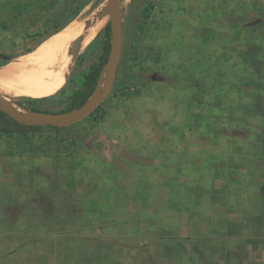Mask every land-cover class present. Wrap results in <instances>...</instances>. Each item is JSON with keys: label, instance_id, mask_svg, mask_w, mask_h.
<instances>
[{"label": "rangeland", "instance_id": "rangeland-1", "mask_svg": "<svg viewBox=\"0 0 264 264\" xmlns=\"http://www.w3.org/2000/svg\"><path fill=\"white\" fill-rule=\"evenodd\" d=\"M105 6L0 0V65L68 24L79 25L82 37L94 30L78 43L56 93L35 102L8 88L0 94L21 109L27 106L16 101L67 108L100 53ZM121 8L120 65L95 116L59 130L0 133V264H185L189 253L213 264L208 241L198 242L211 236V247L224 250L215 264H264V214L256 202L264 183V157L256 154L264 145L257 81L264 74V0H122ZM213 48L228 51L225 62L206 63ZM240 49L252 53L234 72L240 90L233 105L250 98L258 115L237 108L227 115L211 94L209 83L231 73ZM0 125L15 128L1 118ZM137 220L148 228L129 226ZM149 230L170 232L173 252L166 243L156 247ZM248 251L255 261L240 263Z\"/></svg>", "mask_w": 264, "mask_h": 264}, {"label": "trees", "instance_id": "trees-1", "mask_svg": "<svg viewBox=\"0 0 264 264\" xmlns=\"http://www.w3.org/2000/svg\"><path fill=\"white\" fill-rule=\"evenodd\" d=\"M78 9H79V7L76 5L74 7H72L71 11L69 13L70 17L73 16L77 12ZM250 24H252L251 21L249 22V25ZM240 27L244 28L243 26H240ZM108 42H109V23L107 21L104 25V28H103V38L100 42V53L95 59L90 61V64L88 65L87 70L82 73V80H81L80 84L73 90V92L69 98V105L67 108H65L64 110H59V111H49V110H41V109H39L33 105L30 106L29 103H25V102L16 101L17 104H20V105L23 104V106H27L28 110H41V111H47V112L66 111V110H70V109L76 108L79 105H81L94 91L99 72H100V70H101V68H102V66L106 60V57H107ZM240 50L241 51H239L238 55H237V60H235L234 63H232L231 70L228 69L231 71V73L229 72L227 77L225 76L223 78H220V80H218V77H217V79L214 82L209 81L210 86H211V83H213V88H212L213 93H211V94H213L217 100L218 99L222 100L223 109L226 111L227 115H229V113L236 112L237 111L236 108L242 112L243 111L253 112L254 114L258 115L259 111L255 110L253 108L254 105H253V102H251L250 98L248 100H246L243 104L239 103V104H237V106L233 105L234 100H233V97H231V95H233L234 92H237V89L240 90L239 87L237 86V84L234 82V72L237 70V68H238V71L239 70L241 71V69H239V68H241L242 66L244 67L245 62H248V56L246 57V53H249L250 55L252 53V52L250 53L249 51H246L245 49H240ZM226 53H228L227 50H225V53H223V54L217 53V51H215V49L213 48L211 51V60L209 59V57L207 55L208 59H207L206 63H208L212 66L214 64H216L217 62L222 64L228 58V57H226ZM0 64H1V62H0ZM239 64H242V65H240L238 67ZM228 70H226V71H228ZM263 72H264V69H263ZM259 77L260 78L257 80L258 84H259V86L261 85V87L264 88V74L260 75ZM42 98H44V97H42ZM39 99L40 98L30 99V101L32 100L33 102H35L36 100H39ZM99 107L100 106H98L93 112H91L85 118H89V117L93 118L95 116L96 112L98 111ZM262 113H263V111H262ZM0 118L4 119L5 121H7V120L12 121L15 124V128L9 127L7 125H3V126L0 125V133H4L7 135H11L15 129H20L21 130L20 133H22V134H24L30 130H35V129H44V128L54 129V130L60 129L59 127H54V126H49V125H44V126L43 125H39V126L23 125V124L17 123L16 121L12 120L10 117H8L2 111H0ZM236 122L240 123V122H242V120L239 119ZM259 126L261 127V132H264V121H261ZM261 140H262L261 142L264 143V137H262ZM256 152L255 153L259 157H264V145H263V148L261 147V149L257 150ZM258 152H260V154ZM250 159H252V158L250 157ZM261 183L262 182H260V184ZM260 190H261L260 192H264V183H262V185H260ZM260 192L258 194L256 202L261 204V208L263 209L261 212L264 214V194H262ZM243 214L245 215L246 213H243ZM199 218L201 219L202 216H200ZM204 218H206V217H204ZM205 226L207 228V224ZM206 228H204V231H202V233L204 232L203 233L204 235L207 234ZM225 235H226V233H225ZM227 237H228V235L226 236V238ZM152 238L153 239L158 238L157 240H159L160 244L166 243L167 246L175 243V241H176L175 240L176 238H174V236L170 235V232L166 233V235H162V234H158L155 236L153 235ZM165 238H167L166 241H165ZM249 241L250 240L246 238V239H243L241 242L249 244L248 243ZM249 246L250 245H248V247ZM249 251H250V249H249ZM249 251L247 252L245 258H243L244 256L238 257V258H240L239 259L240 263L242 260H245L246 262H254L255 261V259L250 257L252 252L249 253ZM261 259L264 260V255Z\"/></svg>", "mask_w": 264, "mask_h": 264}, {"label": "bare ground", "instance_id": "bare-ground-1", "mask_svg": "<svg viewBox=\"0 0 264 264\" xmlns=\"http://www.w3.org/2000/svg\"><path fill=\"white\" fill-rule=\"evenodd\" d=\"M79 30V25L68 24L32 51L0 66V87L30 98H42L56 93L64 84L70 61L73 60L74 53L69 44L77 38L78 42L83 40L86 43L94 33L91 30L82 37L79 36Z\"/></svg>", "mask_w": 264, "mask_h": 264}, {"label": "water", "instance_id": "water-1", "mask_svg": "<svg viewBox=\"0 0 264 264\" xmlns=\"http://www.w3.org/2000/svg\"><path fill=\"white\" fill-rule=\"evenodd\" d=\"M122 0H106L102 14L108 16L109 42L106 60L99 72L93 93L78 107L61 111L47 112L19 108L13 101L0 94V111L17 123L29 126L49 125L65 127L76 123L93 112L108 96L113 86L122 50ZM78 40L73 41L70 49L73 51V60L76 57ZM79 43V42H78ZM72 60V61H73ZM4 65V64H2ZM0 65V66H2Z\"/></svg>", "mask_w": 264, "mask_h": 264}, {"label": "crops", "instance_id": "crops-1", "mask_svg": "<svg viewBox=\"0 0 264 264\" xmlns=\"http://www.w3.org/2000/svg\"><path fill=\"white\" fill-rule=\"evenodd\" d=\"M161 222H162V221H161ZM159 223H160V222L157 221L156 224L153 226V228H156L157 225H159ZM187 224H188V223H187ZM187 224L185 225V230H187V229H186ZM129 226H132L133 228H135V230L137 229V232H140L143 228H148L149 225L147 226V223H146L145 221L143 222V221H140V220L138 221V220H137V222H135V224H133V225L131 224V225H129ZM162 226H165V227H173V228L176 227V226L173 225L172 223H168V222H162ZM160 227H161V226H160ZM146 233H147V232H146ZM149 233H150L151 236H153V234H154V233L151 232L150 230H149ZM224 234H225V231H224V228H222V229H221V232H220V234H219V235H220L219 237L222 238V237L224 236ZM186 236H187V235L185 234L184 239L187 238ZM195 237H196L195 234L192 233V234L189 235V237H188L187 239H189V241H190L191 238L195 239ZM213 238H214V237L211 236V242H212ZM203 240H204V241L207 240V241H208V244H209V246H210V249L212 248V249H211L212 253H210L209 255H211V259L213 260V264H215V263L217 262V259H218L217 257L219 256V254L223 253V251H224V250H222L223 248L221 249L220 246L217 245V246H218L217 249H216V250H215V248L213 249V247H211V244H212V243L209 241L208 237H207L206 239H202V238H201V239H199L198 242L201 244L202 242H200V241H203ZM166 246H167V245H166ZM168 246L171 247V248H170V252H173V249H172L173 244H170V245H168ZM215 246H216V245H215ZM215 246H214V247H215ZM156 247H160V243L158 244V241H157V243H156ZM224 248H225V247H224ZM219 251H220V252L222 251V252L219 253ZM217 252H218V253H217ZM186 255H188V256H187L188 261H185V264H188V263H194V262L198 264V258L196 257L195 253H192V254L189 253V254H186ZM221 255H222V254H221ZM168 258H170V257L168 256ZM168 258H167V255H166L165 259H168ZM183 258H184V257L179 256L178 258H176V261L178 260V261L181 262V261L183 260ZM165 259H163V260H165ZM171 259H172V258H171ZM187 259H186V260H187ZM169 260H170V259H169ZM66 263H67V261H66ZM66 263H65V264H66Z\"/></svg>", "mask_w": 264, "mask_h": 264}, {"label": "flooded vegetation", "instance_id": "flooded-vegetation-1", "mask_svg": "<svg viewBox=\"0 0 264 264\" xmlns=\"http://www.w3.org/2000/svg\"><path fill=\"white\" fill-rule=\"evenodd\" d=\"M122 24H123V22H122ZM122 46H123V39H122ZM121 53H122V50H121ZM119 65H120V62H119ZM119 65H118V68H119ZM118 68H117V70H116V75H115V79H116V76H117V72H118ZM114 82H115V80H114ZM113 85H114V83H113ZM113 87V86H112ZM112 89V88H111ZM111 92V91H110ZM110 94V93H109ZM108 94V95H109ZM108 97V96H107Z\"/></svg>", "mask_w": 264, "mask_h": 264}]
</instances>
